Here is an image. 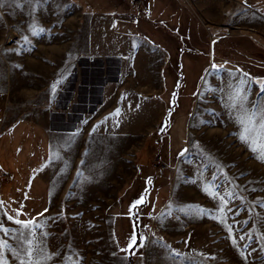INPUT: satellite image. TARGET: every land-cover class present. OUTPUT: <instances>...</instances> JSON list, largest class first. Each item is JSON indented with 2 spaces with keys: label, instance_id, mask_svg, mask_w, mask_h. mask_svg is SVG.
<instances>
[{
  "label": "rangeland",
  "instance_id": "rangeland-1",
  "mask_svg": "<svg viewBox=\"0 0 264 264\" xmlns=\"http://www.w3.org/2000/svg\"><path fill=\"white\" fill-rule=\"evenodd\" d=\"M185 1L197 11L192 45L171 57L161 95L145 87L149 94L128 97L127 111L115 115V103H103L107 88L87 90L91 73L78 72L70 105L53 88L62 99L53 111L67 114L50 121L53 203L31 228L0 203L4 264H264V0ZM52 2L54 11L64 5ZM2 8L11 14L12 0ZM84 20L87 51L92 24ZM11 30L0 23V54ZM3 68L0 60V89ZM10 89V114L35 108L19 101L34 88ZM45 92L36 105L50 110ZM45 159L40 151L24 175L36 178ZM160 167L165 177L149 187ZM4 178L0 168V186ZM134 213L142 234L135 247Z\"/></svg>",
  "mask_w": 264,
  "mask_h": 264
},
{
  "label": "crops",
  "instance_id": "crops-1",
  "mask_svg": "<svg viewBox=\"0 0 264 264\" xmlns=\"http://www.w3.org/2000/svg\"><path fill=\"white\" fill-rule=\"evenodd\" d=\"M36 1L33 5L31 0H12L10 14L2 8L8 0H0V23L6 31L12 29V42H3L0 54L5 80L0 89V112H4L0 168L6 175L0 186V203L9 217L19 221L41 218L53 203L54 130L50 121L54 116H67L53 111L54 104L62 101L54 97L53 88L59 84L61 92L68 93L70 105L75 92L69 87L78 72L91 73L96 83L88 84L87 90L107 88L109 98L103 103L114 102L113 113L127 111L128 97L149 94L145 87H156V94L161 95L171 57L192 45L191 20L195 21L197 12L185 0H63L64 5L56 6V11L52 0ZM146 8V17L133 18ZM85 17L92 24L87 51L85 29L78 28ZM12 86L23 94L24 88H34L28 93L33 98L19 101L35 108L17 107L10 114ZM44 90L50 110L36 105L41 102L38 94ZM86 113L80 112L81 117ZM109 117L114 116L110 113ZM40 151L46 159L36 178L27 177L22 170L35 162Z\"/></svg>",
  "mask_w": 264,
  "mask_h": 264
},
{
  "label": "snow or ice",
  "instance_id": "snow-or-ice-1",
  "mask_svg": "<svg viewBox=\"0 0 264 264\" xmlns=\"http://www.w3.org/2000/svg\"><path fill=\"white\" fill-rule=\"evenodd\" d=\"M242 87V85H241ZM244 100L247 99L246 96L243 97ZM115 115H119V110H117V112L115 113ZM262 127H264V125H262ZM242 140L246 139V137L242 136L241 137ZM255 150V149H253ZM261 159H264V157H260ZM139 203V201L137 202ZM262 206H264V202H261ZM42 215V214H41ZM9 219H13L12 217H8ZM15 223H18V224H21V226L23 228H31V226L33 225V221H26V222H23V221H19V220H15L14 221ZM35 227L39 228L41 227V225L39 224H35ZM0 230L4 231L5 233H7L9 230L8 229H3L2 226H0ZM46 235V234H44ZM19 240L23 241L24 240V234L23 232L20 233L19 237H18ZM241 239H243V237H241ZM25 243H27L28 245H31L32 241L28 240V241H25ZM6 243L3 242V241H0V248H3V247H6ZM21 247H24V244H21ZM14 251V254H17L19 255V253H15V250ZM25 254L28 255V256H31V249L30 248H25ZM0 264H4V261L2 259H0ZM67 264V262H66Z\"/></svg>",
  "mask_w": 264,
  "mask_h": 264
},
{
  "label": "trees",
  "instance_id": "trees-1",
  "mask_svg": "<svg viewBox=\"0 0 264 264\" xmlns=\"http://www.w3.org/2000/svg\"><path fill=\"white\" fill-rule=\"evenodd\" d=\"M173 58V57H172ZM171 103L173 104V102L171 101V102H169V105H171ZM163 120H166L167 122L169 121V116L167 115V116H164V118H163ZM158 170V171H157ZM156 171L158 172L157 173V175L155 176L154 175V177H153V179H154V181H152V182H150V184H149V187L150 186H153V185H156L157 183H159L160 181H161V179H163L164 177H165V172L161 169V167L160 168H158ZM149 190V189H148ZM148 190L146 191V192H148ZM145 192V193H146ZM145 193H143L144 195H145ZM142 195V194H141ZM141 197V196H140ZM146 196H145V198H142L143 199V201H141V204H142V206L144 207V206H146V202H147V200H146ZM145 199V200H144ZM133 218H134V223H132V225H133V232H134V234H135V237H133V238H135L136 240H135V243H134V245H133V247H135V244L137 245L138 243H140V241H141V232H140V230H139V226H138V223H137V217H136V214L134 213L133 214ZM131 225V226H132ZM131 264V263H130Z\"/></svg>",
  "mask_w": 264,
  "mask_h": 264
},
{
  "label": "built area",
  "instance_id": "built-area-1",
  "mask_svg": "<svg viewBox=\"0 0 264 264\" xmlns=\"http://www.w3.org/2000/svg\"><path fill=\"white\" fill-rule=\"evenodd\" d=\"M148 13H149V9L146 8V9L144 10V12H142V13H140V14H137V15H134L133 18H134V19H137V18H141V17H146ZM1 121H2V115H0V123H1Z\"/></svg>",
  "mask_w": 264,
  "mask_h": 264
}]
</instances>
